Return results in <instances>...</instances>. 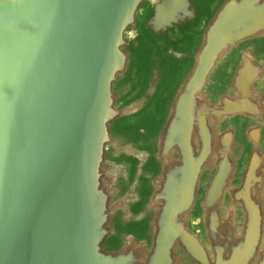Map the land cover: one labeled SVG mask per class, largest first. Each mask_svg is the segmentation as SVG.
<instances>
[{"label": "water", "instance_id": "water-1", "mask_svg": "<svg viewBox=\"0 0 264 264\" xmlns=\"http://www.w3.org/2000/svg\"><path fill=\"white\" fill-rule=\"evenodd\" d=\"M0 264H264V0H0Z\"/></svg>", "mask_w": 264, "mask_h": 264}]
</instances>
